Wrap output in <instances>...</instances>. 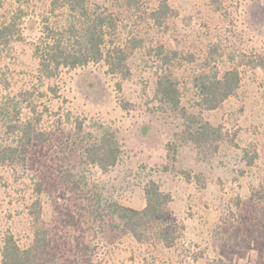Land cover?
<instances>
[{
	"label": "rangeland",
	"instance_id": "374dc122",
	"mask_svg": "<svg viewBox=\"0 0 264 264\" xmlns=\"http://www.w3.org/2000/svg\"><path fill=\"white\" fill-rule=\"evenodd\" d=\"M48 1L23 0L34 11ZM169 2L178 17L168 29L144 25L140 37L147 47L179 53L178 109L162 103L148 50L132 56L131 77L121 89L103 65L41 84L30 44H17L8 56L0 53V75L6 74L10 87L0 88L2 100L16 102L35 88L38 110L44 111V137L30 148L25 172L0 168V246L7 232L23 248L31 244L30 207L39 199L62 264H264V69L254 66L264 55V0H224L217 15L209 0ZM11 4L7 0V8ZM212 40L221 44V68L238 69L242 84L220 109L200 112L193 88L200 67L182 56L199 57ZM2 111L0 138L10 141ZM184 111L223 127L233 142H221L218 150L215 143L197 148L187 140L193 125ZM107 131L122 153L104 174L86 161L84 149ZM245 154L255 158L252 166ZM150 180L172 194L171 218L186 227L174 249L138 244L109 213L111 202L143 209Z\"/></svg>",
	"mask_w": 264,
	"mask_h": 264
},
{
	"label": "trees",
	"instance_id": "16d2710c",
	"mask_svg": "<svg viewBox=\"0 0 264 264\" xmlns=\"http://www.w3.org/2000/svg\"><path fill=\"white\" fill-rule=\"evenodd\" d=\"M107 1L49 0L45 9L34 11L31 4L23 0H12L9 8L7 0H0V53L8 56L17 44H30L41 84L103 65L109 76L118 78L117 85L121 89L131 77L129 62L132 56L139 50H148L157 68L156 89L162 103L180 108L182 96L175 77V70L182 60L179 53L162 45L147 47L145 38L140 37V28L151 22L160 29H168L178 12L169 0ZM209 3L212 14H221L224 0H209ZM125 13L130 17L124 16ZM221 52V44L212 40L199 57L193 54L182 56L185 61L200 67L193 78L195 105L200 112L220 109L241 87L242 76L238 69L221 68ZM254 66L264 69V55L257 58ZM5 75H0L1 91L10 88L8 80L3 77ZM48 89L57 95L53 87ZM34 91L21 92L16 102L10 97L4 101L0 96V102L3 101L0 111H7L2 114L8 119L2 123L5 125L3 134L13 136L10 141L0 138V168L9 167L16 174L25 172L30 148L44 137L40 129L44 111L38 110ZM183 116L193 125L187 128V140L197 148L215 143L218 150L221 142H233L223 127L214 128L198 118H190L185 111ZM121 153L115 134L109 131L84 149L86 161L104 174L120 162ZM245 159L252 166L255 158L245 154ZM37 193H42L41 184ZM143 198L146 205L141 210L111 202L109 213L122 223L138 244H158L168 249L178 247L186 227L171 218L172 194L163 191L155 180H150L144 187ZM30 216L31 244L23 248L15 236L7 232L0 246V264H62L54 249L52 232L43 222L39 199L31 205Z\"/></svg>",
	"mask_w": 264,
	"mask_h": 264
}]
</instances>
